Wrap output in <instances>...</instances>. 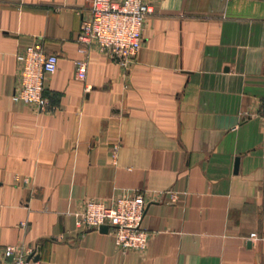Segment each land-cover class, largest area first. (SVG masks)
I'll use <instances>...</instances> for the list:
<instances>
[{"label":"crops","instance_id":"0c3cea01","mask_svg":"<svg viewBox=\"0 0 264 264\" xmlns=\"http://www.w3.org/2000/svg\"><path fill=\"white\" fill-rule=\"evenodd\" d=\"M147 1L124 69L78 52L90 0H0V247L35 264H264V0ZM34 43L59 58L46 111L12 99ZM126 191L148 200L144 251L78 224L86 200Z\"/></svg>","mask_w":264,"mask_h":264},{"label":"built area","instance_id":"2783aa9c","mask_svg":"<svg viewBox=\"0 0 264 264\" xmlns=\"http://www.w3.org/2000/svg\"><path fill=\"white\" fill-rule=\"evenodd\" d=\"M153 10L147 0H90L89 13L77 37L81 43L78 52L86 55L88 49L95 46L127 69L142 46L143 24ZM15 57L16 84L12 99L34 106L38 111L48 110L44 80L57 69L58 55L47 54L39 43H34L16 52ZM74 65L76 77L85 80L87 57L76 58ZM260 116L264 122V95L260 100ZM147 203L142 193L127 191L109 203L88 199L78 213V224L95 230L107 226L116 247L124 251H144L149 240L148 232L142 228ZM256 236L255 233L250 235L251 238ZM35 256L33 248L24 251L12 245L0 247V264H35Z\"/></svg>","mask_w":264,"mask_h":264},{"label":"water","instance_id":"95a60500","mask_svg":"<svg viewBox=\"0 0 264 264\" xmlns=\"http://www.w3.org/2000/svg\"><path fill=\"white\" fill-rule=\"evenodd\" d=\"M99 230L102 232H106L108 230V228H107V226H101ZM37 260H38V255H36L34 257L33 261H37Z\"/></svg>","mask_w":264,"mask_h":264}]
</instances>
